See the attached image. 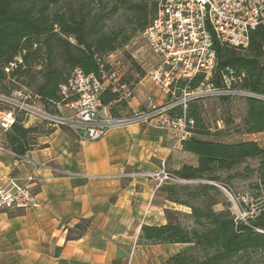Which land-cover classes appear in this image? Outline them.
Instances as JSON below:
<instances>
[{
	"label": "trees",
	"instance_id": "16d2710c",
	"mask_svg": "<svg viewBox=\"0 0 264 264\" xmlns=\"http://www.w3.org/2000/svg\"><path fill=\"white\" fill-rule=\"evenodd\" d=\"M155 9L156 1L139 9L132 0H0V93L25 88L38 97L37 103L42 107L64 104L60 87L71 71L78 67L85 74L111 73L115 69L107 57L141 34ZM128 11L135 17V28H110L120 13ZM213 48L216 67L212 81L217 87L222 86L223 76L231 70L234 87L264 96L263 25L250 32L245 49L226 46L215 37ZM127 59L128 72L122 82L132 97L134 86L146 72L132 58ZM134 74L138 77L132 78ZM200 81L201 77L195 78L190 88ZM117 100L118 106L126 107L127 102L121 101L110 88L101 95L102 104L109 107ZM244 100V131L263 132L264 100L252 96ZM187 115L194 120V128L191 136L182 141V148L197 157V165H183L174 172L186 183H164L159 191L188 212L165 210L167 223L142 225L139 241L186 245L163 264H264V209L244 221L238 219L223 190L239 208L245 202L223 187L219 175L249 158H259L258 179L252 187L264 197V147L255 141L224 143L203 138L209 130L195 108V101L190 103ZM33 129L17 121L6 132L9 148L24 154L27 135Z\"/></svg>",
	"mask_w": 264,
	"mask_h": 264
},
{
	"label": "crops",
	"instance_id": "0c3cea01",
	"mask_svg": "<svg viewBox=\"0 0 264 264\" xmlns=\"http://www.w3.org/2000/svg\"><path fill=\"white\" fill-rule=\"evenodd\" d=\"M150 55L146 72L157 63ZM165 99L145 77L128 107L135 111ZM23 127L34 128L24 154L58 172H34L37 180L30 188L39 207L0 210V264H163L182 250L181 244L139 241L142 225L166 224L165 210L185 207L167 200L154 180L132 174L154 172L162 163L174 172L197 165L162 118L110 129L95 141L31 120ZM0 140L1 183L13 177L25 184L32 166L15 160L6 134Z\"/></svg>",
	"mask_w": 264,
	"mask_h": 264
},
{
	"label": "built area",
	"instance_id": "2783aa9c",
	"mask_svg": "<svg viewBox=\"0 0 264 264\" xmlns=\"http://www.w3.org/2000/svg\"><path fill=\"white\" fill-rule=\"evenodd\" d=\"M259 25L264 26V0H156L155 12L148 26L141 32L143 48L157 58L155 66L145 77L165 96L160 105L150 103L143 111L127 115H113L109 105H103L101 95L110 88L119 99H128L131 93L120 80L119 69L111 73L101 71L99 76L85 74L74 68L67 82L60 87L65 111H49L37 103L38 97L23 88L10 94L0 93V130L8 132L20 120L43 123L49 128H64L78 139L95 141L107 131L135 123H147L155 118L169 125L178 134L180 142L189 138L194 120L187 115V103L191 98L204 95L247 94L233 86L236 81L229 75L223 76L222 86L213 80L216 53L213 48L215 37L226 46L245 49L249 44L250 32ZM9 71V69H6ZM201 77L193 89L190 84ZM179 107L180 114L172 111ZM3 151V148L0 147ZM15 160H23L32 166V173L21 184L13 177L1 183L0 210H20L39 207L30 185L37 177L34 172L48 170L58 172L48 162L35 161L26 154L10 152ZM156 182V189L164 183L183 184L185 180L168 171L162 163L151 173H133ZM225 191V190H224ZM238 219L254 213H241L234 198L227 192ZM145 217H143L144 219Z\"/></svg>",
	"mask_w": 264,
	"mask_h": 264
},
{
	"label": "rangeland",
	"instance_id": "374dc122",
	"mask_svg": "<svg viewBox=\"0 0 264 264\" xmlns=\"http://www.w3.org/2000/svg\"><path fill=\"white\" fill-rule=\"evenodd\" d=\"M156 0H132L133 4H137L138 8H142L146 3L154 2ZM135 17L132 13L122 12L120 13L111 23L110 28L115 30H126L129 31L135 28ZM132 58L136 61L140 67L146 72L151 62V55L149 52L143 48V42L140 39V34L133 37L125 46H123L118 52L111 54L107 57V61L113 66V69H120L122 76L121 81L125 80V74L128 72V59ZM136 74L132 78H137ZM145 79V76L143 77ZM141 78L140 81L143 79ZM139 81V82H140ZM139 82L134 86V91L137 88ZM237 88V87H235ZM240 91L239 88H237ZM247 92V91H244ZM134 93V92H133ZM247 96L257 97L264 100V96L253 95L250 92L247 94H235V95H204L191 98L187 103V109L190 103L195 101V108L200 112L201 118L209 130V134L203 138L224 142V143H237L241 141H255L260 147H264V131L257 133H246L242 125V119L246 113V103L245 98ZM133 97V96H132ZM121 99V101H126V107L118 106V102L112 108V113L114 115H127L132 112H139L145 110L147 107L139 106L135 111H132L128 107V102L132 98ZM156 105V104H154ZM158 106V105H157ZM49 111H61L64 112L65 108L63 104H58L54 106L43 107ZM173 115L180 114L179 107H176L172 111ZM39 123V122H37ZM39 126L46 129H50L43 123H39ZM6 132L0 131V139L4 137ZM30 140L34 137L30 136ZM0 145L1 140H0ZM260 159L259 158H249L245 160L244 163L236 166L232 171L219 172L220 183L226 188L230 193L239 198V200H244L245 206L239 208L240 212H249L254 210L257 213L259 210L264 209V197L262 192L255 191L252 186L257 182L258 179V168ZM245 168L249 170L246 171ZM174 173V171H170ZM223 190V189H222ZM226 196L227 193L223 190ZM219 208V207H217ZM181 212H188V209H183ZM234 211V209H233ZM235 215L237 211H234ZM182 250L186 248V245H180ZM181 251V250H180Z\"/></svg>",
	"mask_w": 264,
	"mask_h": 264
}]
</instances>
